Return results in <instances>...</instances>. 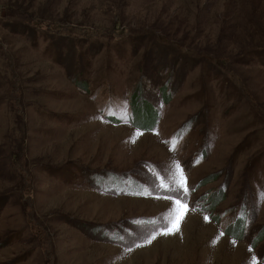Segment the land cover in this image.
Masks as SVG:
<instances>
[{
	"label": "rangeland",
	"instance_id": "1",
	"mask_svg": "<svg viewBox=\"0 0 264 264\" xmlns=\"http://www.w3.org/2000/svg\"><path fill=\"white\" fill-rule=\"evenodd\" d=\"M258 22L264 0H0V264H264Z\"/></svg>",
	"mask_w": 264,
	"mask_h": 264
},
{
	"label": "snow or ice",
	"instance_id": "2",
	"mask_svg": "<svg viewBox=\"0 0 264 264\" xmlns=\"http://www.w3.org/2000/svg\"><path fill=\"white\" fill-rule=\"evenodd\" d=\"M181 172H182V170H181ZM173 182H174V181H173ZM184 184H185V180H184V178H183V176H182L181 181H180V185H181V187H183ZM185 191H187L186 188H185ZM176 203L179 204L180 202L177 201ZM184 207H186V206H184ZM168 215H169V217H170V216L172 215V213H169ZM183 216H184V213H181L180 215L175 216L174 219H171L170 226L166 227L165 230H164V232H163L162 234L167 235V234H173V233H175V232H179V231H180V221L183 219ZM167 218H168V217H166V219H167ZM205 219L207 220L208 218L205 217ZM155 238H156V236L153 235L150 239L146 240L145 243H146V244H150V243L152 242V240H154ZM129 250H130V249H129Z\"/></svg>",
	"mask_w": 264,
	"mask_h": 264
},
{
	"label": "trees",
	"instance_id": "3",
	"mask_svg": "<svg viewBox=\"0 0 264 264\" xmlns=\"http://www.w3.org/2000/svg\"><path fill=\"white\" fill-rule=\"evenodd\" d=\"M253 26L254 27H257L258 26V28L259 27H263L264 28V25L262 26V23L261 22H258L256 25H253ZM262 32H263L262 35L264 36V29L262 30ZM259 43H260V45H259ZM251 46L252 47H250V48H263V49H259V51L263 52V50H264V38H263V42H258L257 44H252ZM256 50L258 51V49H256ZM212 197H213V195L211 196V199H210V202H209L210 205L208 206V208L215 207V202L217 200H215L214 198H213L214 200H212ZM208 200H209V196H207L206 201H208ZM239 221H241V222H239ZM233 226L234 227L235 226H238V228L240 229V231L238 233V236H241V231H242V226H243L242 220L237 219ZM263 235H264V232H261L260 231V234L257 236L256 239H260Z\"/></svg>",
	"mask_w": 264,
	"mask_h": 264
}]
</instances>
